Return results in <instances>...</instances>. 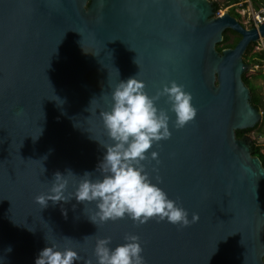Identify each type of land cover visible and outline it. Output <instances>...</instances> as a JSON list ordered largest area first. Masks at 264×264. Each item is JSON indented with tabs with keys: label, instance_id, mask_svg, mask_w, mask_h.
I'll return each instance as SVG.
<instances>
[{
	"label": "water",
	"instance_id": "95a60500",
	"mask_svg": "<svg viewBox=\"0 0 264 264\" xmlns=\"http://www.w3.org/2000/svg\"><path fill=\"white\" fill-rule=\"evenodd\" d=\"M227 30L241 39L219 52ZM260 39L264 22L246 29L210 0H0V264H35L52 243L76 250V264H97V239L115 248L128 234L139 236L146 264H264V168L250 138L236 136L262 119L243 81L245 51ZM136 75L150 96L175 81L193 97L197 116L183 128L167 97L157 101L172 135L142 163L198 222L95 224L96 203L74 198L42 210L35 197L54 173L102 179L111 141L100 114L119 81Z\"/></svg>",
	"mask_w": 264,
	"mask_h": 264
},
{
	"label": "clouds",
	"instance_id": "9594fccd",
	"mask_svg": "<svg viewBox=\"0 0 264 264\" xmlns=\"http://www.w3.org/2000/svg\"><path fill=\"white\" fill-rule=\"evenodd\" d=\"M165 96L175 113L176 128H183L196 118L193 97L175 81L150 96L145 82L137 79V75L120 80L111 93V110L100 114L111 141L103 144L106 154L97 169L102 179L93 178L91 172L82 176L71 170L66 175L56 172L48 191L35 197L41 209L47 208L49 202L53 205L68 203L74 198L78 203H96L98 211L90 219L95 224L96 218L103 223L125 217L137 224H145L158 217L160 221L167 220L182 228L197 223L198 214H192L189 219V212L152 182L142 163L149 158L147 154L154 144L171 138V118L166 110L157 107V101ZM151 158L158 159V153L152 152ZM73 178H78L75 191L68 192ZM64 215L67 216L66 210ZM124 239L125 243L115 248L111 247L110 237L97 239L94 249L97 264H146L139 236L128 234ZM80 259L76 250L61 249L52 243L40 251L35 264H76ZM87 264H92V261Z\"/></svg>",
	"mask_w": 264,
	"mask_h": 264
},
{
	"label": "trees",
	"instance_id": "16d2710c",
	"mask_svg": "<svg viewBox=\"0 0 264 264\" xmlns=\"http://www.w3.org/2000/svg\"><path fill=\"white\" fill-rule=\"evenodd\" d=\"M252 5L257 8L260 4H264V0H250ZM240 3H243L245 5V0H214V5H215V13H218L223 7H231L238 5ZM264 7V6H263ZM229 13L237 18L238 20H241V15L236 12L235 8H231L229 10ZM251 28H253V25H251ZM235 35V38L233 39L232 42H229V37L227 34L224 32V40L218 44L217 49L219 52H222L225 49L229 48H235V46L238 44L240 40V36L235 33L234 31L229 30ZM248 50L245 51L244 55V61L246 64H255L258 62H262L264 60V52H256L254 54H251L248 58ZM249 64V65H250ZM263 78V76L261 77ZM243 81L245 83V86L250 92L251 96V105L258 111L262 112V122L261 124H256L253 128L246 129V130H238L236 132V136L238 139H242L245 137L246 134H249L254 131H259L261 133L263 130L261 129V126L263 125V120H264V94H259V87L256 86L255 81L253 79L247 78L246 75L243 76ZM250 150H251V155L253 157H257L260 159L262 167L264 168V152L261 150V148L255 144V142L250 143Z\"/></svg>",
	"mask_w": 264,
	"mask_h": 264
},
{
	"label": "rangeland",
	"instance_id": "374dc122",
	"mask_svg": "<svg viewBox=\"0 0 264 264\" xmlns=\"http://www.w3.org/2000/svg\"><path fill=\"white\" fill-rule=\"evenodd\" d=\"M210 1L214 2V0H210ZM263 6L264 4H260L257 8H255L250 2V0H248L247 2H245V5H243V3H240L238 5L231 7H223L218 13L223 15L224 13L227 12L229 13V10L231 8H235L236 12L241 15L240 22L245 26L246 29H250L251 25H253V18L255 19L259 14V12L264 11ZM225 33L229 37V42H232L233 39L235 38V35L229 30H227ZM261 42L264 43V39H260L258 42L249 45V47L247 48V50L250 48V50L247 53L248 58L251 54L264 51L260 45ZM245 75L249 79L256 80L255 84L257 87H259L258 93L260 95L264 94V60L262 62L250 64V68L246 71ZM262 76L263 78H261ZM261 122H259L258 124H261ZM261 129L263 130L261 133H259V131L257 130L247 134V136L250 137V143L255 142V144L258 145L261 148V150L264 152V120Z\"/></svg>",
	"mask_w": 264,
	"mask_h": 264
},
{
	"label": "built area",
	"instance_id": "2783aa9c",
	"mask_svg": "<svg viewBox=\"0 0 264 264\" xmlns=\"http://www.w3.org/2000/svg\"><path fill=\"white\" fill-rule=\"evenodd\" d=\"M263 13L264 12L261 11V12H259V14L257 15V17L255 19L253 18V25L255 27H258L260 24H262L264 22V14ZM217 15L220 16L221 14L217 13Z\"/></svg>",
	"mask_w": 264,
	"mask_h": 264
},
{
	"label": "flooded vegetation",
	"instance_id": "af4514ba",
	"mask_svg": "<svg viewBox=\"0 0 264 264\" xmlns=\"http://www.w3.org/2000/svg\"><path fill=\"white\" fill-rule=\"evenodd\" d=\"M248 0H245V2H247ZM244 5V4H243ZM264 12V11H263ZM239 21H241V20H239ZM253 27H254V25H253ZM241 39V38H240ZM240 41V40H239ZM260 45H261V47H262V49L264 50V43L263 42H261L260 43ZM262 52H264V51H262ZM245 137H249V136H247V134L245 135ZM250 138V137H249Z\"/></svg>",
	"mask_w": 264,
	"mask_h": 264
}]
</instances>
